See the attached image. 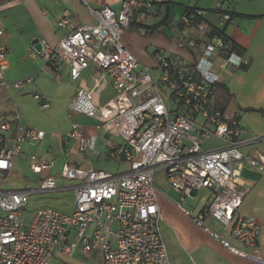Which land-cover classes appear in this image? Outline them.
Wrapping results in <instances>:
<instances>
[{"label":"built area","instance_id":"1","mask_svg":"<svg viewBox=\"0 0 264 264\" xmlns=\"http://www.w3.org/2000/svg\"><path fill=\"white\" fill-rule=\"evenodd\" d=\"M165 2L121 0L118 10L87 5L94 19L91 24L78 22L64 8L56 25L67 31L56 45L41 39L39 50L31 46L29 56L41 57L55 80L60 79L65 65L70 81L79 80L84 69L93 67L88 85L79 81L66 108L67 115L77 113L96 119L106 133L120 137L122 143L109 155L119 157L128 166L112 173L66 161L60 175L74 182L72 210L40 205L27 214L24 211L30 190L2 186L22 144L40 142L45 132L20 123L16 117H0V264H69L60 256L75 253L97 255L101 264H171L160 233L162 213L154 180L157 171L162 172L169 188L180 193L175 204L181 212L231 253L264 264L261 226L255 216L238 210L247 192L238 179L240 169L264 172V154H251L241 147L264 139V133L249 140L241 138L236 116L212 101V87L221 81L214 68L215 57L229 71L246 59L225 37L205 36L207 25L200 11L183 14L186 32L178 34L175 44L186 51V56L157 49L151 53L160 69L158 83L169 89L165 101L149 66L121 41V34L131 25L153 27L161 21ZM226 2L216 0L214 9L224 10ZM2 34L0 24V87L21 88L23 80L5 81L2 76L8 67ZM105 82L114 93L98 105L94 95ZM33 97L43 109L49 107L38 91L33 90ZM63 139L74 140L77 152L88 151L95 144L94 135L86 134L78 123L71 125ZM212 139L218 143H211ZM30 159L34 161L33 171L46 172L39 189L59 188L47 172L52 161L37 154H31ZM201 188L209 195L194 212L183 203ZM206 218L214 220L221 230L207 225ZM227 237L241 246L230 243Z\"/></svg>","mask_w":264,"mask_h":264},{"label":"crops","instance_id":"2","mask_svg":"<svg viewBox=\"0 0 264 264\" xmlns=\"http://www.w3.org/2000/svg\"><path fill=\"white\" fill-rule=\"evenodd\" d=\"M215 1L166 0L163 4L165 16L161 21H157V24L153 27L138 26L144 29L142 33L149 32L154 34L153 41L141 38L135 31V27H132L136 25H131L123 31L121 41L142 64L155 68L156 64L151 54L153 50H161L169 55L186 56V51L183 48H178L175 44L178 34L186 32L182 22V15L184 10L189 7L200 11L201 17L207 25L205 36L219 34L226 37L240 49L238 51L246 59V62L237 69L229 71L226 67H221L220 58L215 57L214 68L220 74L221 81L213 87L212 101L214 105L225 108L228 112L234 114L238 123L241 121L246 125L245 127L249 129V132L242 130L240 137L249 140L253 136H259L264 133V0H227L224 10L214 9ZM120 3L121 0H85V2L83 0H0V24L3 28L1 39L6 45L7 61L10 69L9 73L3 72V78L6 77L8 81L36 77L54 78L50 67L45 64L41 57L32 58L29 56L30 48L33 46L32 40L35 38L38 40L43 39L51 46L56 45L60 37L67 31L56 25V20L64 8H68L78 22L91 24L94 19L89 15L87 5L92 7L106 5L118 10ZM159 31H162L161 35H157ZM152 42L153 44H151ZM14 65L18 66V71ZM92 68V66H89L84 69L79 80L70 81L67 76V66L65 65L61 71L60 79L56 80L57 88H55L66 91L68 94L75 93L79 87L80 80L88 85V76ZM48 88L49 91H39V93L49 103V107L46 109L51 107L56 109V105L48 100L49 95L54 92V87ZM32 89L35 90L34 87ZM113 93L111 85L105 82L95 92L96 103L98 105L104 104L113 96ZM5 94L8 95V93L2 91L0 95L2 102L0 105V117L10 119L16 117L20 123L35 126L45 132L44 139L40 141H44L46 144V148L40 146L42 149L45 148L44 152L35 147V143L28 141L22 144L21 151L22 149L30 150L33 148L39 150L34 154L48 160L49 153L52 152V148H55L56 152L65 155L66 161L84 168H101L100 159L104 156H110L109 151L120 144L111 140L106 135L107 133L105 134L98 120L87 116L77 115L74 121L61 132L53 129L55 126L53 116L46 115L44 120L38 121L28 120L25 113L22 112L23 115L22 113L19 114V112L13 113L9 106L4 105L5 99L11 100L12 103L17 102L14 99L5 97ZM243 109L254 111L248 112ZM62 111L67 114L66 109H62ZM13 114L17 115L14 116ZM245 119L246 121H244ZM73 123H78L86 134L94 135L95 144L92 149L77 152V145L74 140L63 139L64 134L70 130ZM6 134H9V132H6ZM241 149L251 154H264V139L251 141L243 145ZM52 165L47 171L49 174ZM45 173H41L40 181ZM238 179L243 182L244 187L247 189L243 203H241L244 208L239 210V212L243 215H253L257 218L261 226L260 254L264 258V172L244 167L240 169ZM73 184L74 182H70L58 186L59 188L57 189L50 190H42L39 187L33 191L27 190H30V194L33 192L47 193L52 191H71L73 193ZM176 199L175 197L172 199L175 208H177ZM247 201L251 204L248 205ZM158 202L162 213L160 233L171 264H189L188 262L190 261L192 264H198L195 261L194 254L199 253L204 257L201 261L206 264H257L247 258L231 253L218 241L211 238L201 226L194 223L188 215L190 222L201 232L204 238L203 241H206L204 243L209 244L207 247V244L204 243L197 246L192 245L189 240L176 232L170 221L164 218L162 206L164 207L166 204L159 200ZM218 251L220 252L219 255L216 254ZM93 256H96L99 264H101L99 257L97 255L90 257Z\"/></svg>","mask_w":264,"mask_h":264},{"label":"rangeland","instance_id":"3","mask_svg":"<svg viewBox=\"0 0 264 264\" xmlns=\"http://www.w3.org/2000/svg\"><path fill=\"white\" fill-rule=\"evenodd\" d=\"M4 9V8H3ZM135 27V31L139 34L141 38H146L147 41L149 39H154L153 35L149 32L147 33H142V30L144 31L143 28L138 27V26H132ZM157 34V33H156ZM162 31L157 34L161 35ZM153 41V40H152ZM153 44V42L151 43ZM16 70L18 71L19 68L17 65H14ZM11 67V65H10ZM149 73L155 83V85L158 86V91L163 97L165 101H167L168 97V92L169 89L166 85H161L158 83V75L160 72V69L155 67L151 68L149 67ZM3 72H10L9 66L3 71ZM41 77H36V78H30V82L26 83L25 79L23 80V88H14L13 86H10L8 89L2 90L0 87V93L2 94V91L5 93H8V95L5 94V97H9L10 99H14L17 102L12 103L11 100L5 99V106H9L11 111L14 112H19L21 114L22 112L26 114L28 120H44L46 115H50L54 117V127L53 129L58 130V132H61L62 130H65L69 124L74 121L77 113H72L70 116L64 113L62 109H66L69 102L71 101L73 94H68L66 91H61L60 89H56L57 87V82L54 78L52 77H46V78H41ZM5 81H8L6 77H4ZM17 80V79H16ZM10 81V80H9ZM36 91H49L48 87H54V92L50 94L48 97V100H50L53 104L56 105V109H53L52 107L50 109H43L39 102L34 99L33 97V88ZM56 87V88H55ZM0 94V95H1ZM2 104L1 102V96H0V105ZM244 111H254L251 109H243ZM257 111H259L257 109ZM22 113V115H23ZM16 116L17 114H13ZM85 116V115H83ZM88 117V116H87ZM246 121V119L244 120ZM240 126L243 131H248L249 129H246V125L243 124L241 121H239ZM48 124V123H46ZM243 126V127H242ZM102 130H104V127L100 125ZM249 132V131H248ZM251 134H254L250 132ZM262 133V132H261ZM260 133V134H261ZM106 134V132H105ZM111 140L122 143V139L118 136H116L113 133H107L106 134ZM213 144H217L218 142L216 139H212L210 141ZM35 147H38L39 150L45 151L46 144L45 142H40V143H35ZM40 146H44L45 148L42 149ZM203 147H208L206 143H203ZM103 149V148H102ZM36 149H28V150H23L19 155H16L13 160H12V168L11 172L9 173L6 182L3 184V188L7 189H30V190H35L39 187V181H40V175L41 173H36L33 171L32 166L34 165V161L30 159V155L34 154L36 151H39ZM49 159L53 161V165L50 171V175L54 176L55 182L57 186H61L63 184H68L72 183L73 181L67 180L63 178L60 175V171L62 168L63 163L66 161V157L63 153H59L55 151V148H52V152L49 153ZM44 159L43 157H41ZM100 164H101V169L107 170L109 172H119L123 171L127 168V164L125 161L120 159L119 157H110V156H104L100 159ZM155 184L157 187V195H158V200L160 202H163V204H166V206H162L163 213H164V218L168 221H170L174 229L178 234L181 236L185 237V239L189 240L192 245H198L201 243H204L206 241H203V236L201 232L190 222L189 216L183 214L180 210L175 208L173 204L174 197L179 198L180 193L176 190H173L167 186V182H164L162 172L157 171L154 176ZM209 191L205 188L199 189L197 192H195L193 195L186 197L183 205L187 207L190 210H193L196 212L207 200ZM74 202V195L71 191H52V192H47V193H39V192H33L29 195V201L26 206V212L27 214H30L32 209L38 205H49V206H54L57 209H60L64 212H70L72 210ZM243 203V202H242ZM251 204L250 202H246ZM242 205V204H241ZM239 206L238 210H243L244 205ZM204 222L207 225H212L214 229L217 231H220L221 228L220 226L217 225V223L210 219L206 218ZM227 239L230 241V243L237 245L240 247L241 245L239 243H236L234 240L230 239L227 237ZM209 246L208 243H204ZM217 255L220 254L218 251L216 253ZM60 256V255H59ZM61 260L70 263V264H99L98 258L96 256L93 257H85L81 254L75 253L71 256H60ZM195 261L198 264H206L201 259H204L202 257L201 253L199 254H194ZM189 264H192L191 261L188 262Z\"/></svg>","mask_w":264,"mask_h":264},{"label":"trees","instance_id":"4","mask_svg":"<svg viewBox=\"0 0 264 264\" xmlns=\"http://www.w3.org/2000/svg\"><path fill=\"white\" fill-rule=\"evenodd\" d=\"M194 8H191V7H189V8H186L185 10H184V13L183 14H185V13H189V12H191L192 10H193ZM224 37V36H223ZM226 38V37H225ZM227 39V38H226ZM233 46L235 47V49H237V51L238 50H240L235 44H233ZM218 84V83H217ZM216 85V84H215ZM214 85V86H215ZM213 86V87H214ZM213 87H212V90H213Z\"/></svg>","mask_w":264,"mask_h":264},{"label":"water","instance_id":"5","mask_svg":"<svg viewBox=\"0 0 264 264\" xmlns=\"http://www.w3.org/2000/svg\"><path fill=\"white\" fill-rule=\"evenodd\" d=\"M39 40L37 39V38H35V39H33L32 40V44H33V47L35 48V49H37V50H39V48H40V45H39V42H38Z\"/></svg>","mask_w":264,"mask_h":264}]
</instances>
